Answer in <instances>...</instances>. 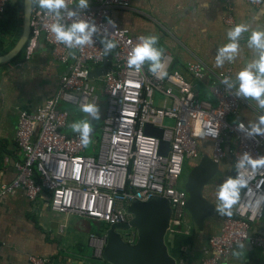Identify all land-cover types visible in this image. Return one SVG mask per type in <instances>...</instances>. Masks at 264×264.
<instances>
[{"label": "built area", "instance_id": "built-area-1", "mask_svg": "<svg viewBox=\"0 0 264 264\" xmlns=\"http://www.w3.org/2000/svg\"><path fill=\"white\" fill-rule=\"evenodd\" d=\"M13 1L0 0V17ZM138 1L145 0H93L86 9H77V16L71 19L61 10L60 22L65 25L82 19L96 26L92 43L69 48L49 30L55 17L32 0L25 58L29 60L42 41L66 73L60 77L55 95L36 113H20L16 142L21 159L14 164V180L0 186V196L21 190L33 202L46 194L55 214L103 223L105 232L112 225L133 220L129 207L134 201L161 196L171 208L167 233L187 236L189 194L180 179L187 176L189 167L202 154H208L219 164L230 159L236 174L235 162L242 153L253 158L264 156V135L249 136V125L239 119L242 97L235 94L232 65L212 74L201 62L191 61L183 73L175 67L171 53L163 52L156 72L146 66V61L140 71L129 67L128 54L142 35L121 27L114 11L128 9ZM222 1L230 7L234 0ZM244 1L254 7L262 2ZM67 3L76 8V0ZM224 23L234 26L232 13ZM106 41L114 44L108 50L113 70L92 79L89 71L105 60ZM208 77L211 79L206 83ZM225 77L232 88L222 83ZM100 97L105 98L100 137L96 149L88 154L78 132L65 133L70 114L64 106L79 111L85 103L97 107ZM148 125L162 130L161 138L146 134ZM162 142L169 144L166 154L160 152ZM261 180L264 170L258 169L248 185L251 194L241 189L234 215L225 216L219 232L210 236L201 264H231L235 248L243 245L264 254V232L258 230L264 222V202L258 209L251 206L252 200L264 194V183H258ZM133 230L120 232L130 245L138 240ZM105 232L89 236L91 258L102 259ZM28 261L53 264L39 256Z\"/></svg>", "mask_w": 264, "mask_h": 264}, {"label": "crops", "instance_id": "crops-1", "mask_svg": "<svg viewBox=\"0 0 264 264\" xmlns=\"http://www.w3.org/2000/svg\"><path fill=\"white\" fill-rule=\"evenodd\" d=\"M92 3L93 0H88V6ZM230 13L234 17V25L246 24L248 30L238 37L239 48L232 60H225L218 67L215 56L218 49L228 43L227 31L233 27L224 23ZM114 15L119 25L133 34L155 36L154 46L161 55L163 52L171 53L175 67L181 72L186 73V65L191 61L201 62L212 74L232 65L234 81L235 74L256 56L248 46V36L253 30H264V0L258 7L244 0H234L230 7L222 0H145L133 3L128 9H116ZM146 63L149 67L151 62L146 60ZM65 73L66 68L53 60L50 49L42 41L29 60H26L24 52L17 61L1 65L0 186L14 180V164L21 159L16 142L20 113H36L55 95L60 77ZM210 79L208 77L206 83ZM262 112L264 109H259L254 100L242 97L239 119L250 125ZM100 113V122L91 121V116L88 118L92 122L90 143L85 146L88 154L96 149L100 137L104 108ZM72 122L70 115L66 134L77 133L68 126ZM220 167L222 174L218 175L219 180L211 182L205 189L207 200L215 207L218 204L216 191L232 176L233 170L230 159L220 163ZM235 205L230 215L216 210V215L205 221L203 229L189 218L190 232L187 236L167 233L169 252L178 264H201L208 239L219 232L225 216L234 215ZM97 230L98 223L52 212L46 194L33 202L21 190L13 195L0 196V264H29L31 256L47 258L53 264L90 262L89 250L92 249L88 239ZM258 230L264 232V222ZM104 232L101 231L100 235ZM231 264H264V254L250 245L238 246L231 257Z\"/></svg>", "mask_w": 264, "mask_h": 264}, {"label": "clouds", "instance_id": "clouds-1", "mask_svg": "<svg viewBox=\"0 0 264 264\" xmlns=\"http://www.w3.org/2000/svg\"><path fill=\"white\" fill-rule=\"evenodd\" d=\"M37 2L40 8L47 10L55 17L49 25V30L58 42H62L69 48L92 43L91 38L96 31L94 23L82 19H72L68 25L60 22L61 10H65V15L71 19L77 16V9L88 7V0H76L75 9L68 7L67 0H37ZM247 30L248 25L236 24L227 31L228 43L221 46L215 56V64L218 67L225 60L231 61L236 55L239 48L238 37ZM137 39L138 43L130 50L127 57L129 67L140 71L141 66L147 60L151 62L149 69L153 72L158 71L161 67L159 62L161 52L154 46L156 37L140 36ZM247 43L255 51L256 56L235 74V94L254 100L259 109H264V30L251 31ZM112 47L114 44L111 41L104 42L105 52ZM222 83L228 88L233 87L228 77H225ZM81 111L93 117L97 116V109L92 103L83 104ZM68 126L73 132H78L81 145L87 146L90 143L89 133L92 131V125L89 121L82 119ZM240 127L243 129V125ZM247 134L249 136L264 135V112L255 122L250 123ZM235 168L236 174L227 178L216 191L217 211L225 215H230L232 206L240 200L241 189H246L247 193L251 194L252 189L248 187L249 182L256 176L258 169L264 170V156L253 158L244 152L235 162ZM258 183H264V180ZM262 202H264V194L252 200L251 206L258 209Z\"/></svg>", "mask_w": 264, "mask_h": 264}, {"label": "water", "instance_id": "water-1", "mask_svg": "<svg viewBox=\"0 0 264 264\" xmlns=\"http://www.w3.org/2000/svg\"><path fill=\"white\" fill-rule=\"evenodd\" d=\"M32 0H22V27L20 38L14 48L0 56V65L8 64L17 58L28 44L31 28L29 27ZM111 53L106 52L104 62L89 71L88 76L97 79L112 71ZM146 134L161 138L162 130L148 125ZM91 133V132H90ZM89 133V136H90ZM169 144L162 142L160 152L166 154ZM222 174L220 164L208 154H202L191 165L184 187L189 194L186 210L189 218L199 229L205 221L216 215L217 208L205 196V189L216 175ZM234 171L231 175L234 176ZM133 220L128 224L112 225L105 232L106 245L102 260L107 264H178L169 252L166 236L171 217L169 201L161 196H154L147 201H134L129 207ZM135 229L138 240L134 245L127 243L121 230Z\"/></svg>", "mask_w": 264, "mask_h": 264}, {"label": "trees", "instance_id": "trees-1", "mask_svg": "<svg viewBox=\"0 0 264 264\" xmlns=\"http://www.w3.org/2000/svg\"><path fill=\"white\" fill-rule=\"evenodd\" d=\"M22 27V0H16L8 5L7 10L0 17V56L6 55L16 45L20 38ZM26 49V47H25ZM25 49L20 55L12 60L10 63L17 61L20 56L24 55ZM147 66V63H146ZM1 67V65H0ZM190 169V167H189ZM106 225L98 223V230L96 234H100L101 231L106 229ZM90 262L96 264H107L102 259L88 258Z\"/></svg>", "mask_w": 264, "mask_h": 264}, {"label": "rangeland", "instance_id": "rangeland-1", "mask_svg": "<svg viewBox=\"0 0 264 264\" xmlns=\"http://www.w3.org/2000/svg\"><path fill=\"white\" fill-rule=\"evenodd\" d=\"M103 108L105 110V98L104 97H102V98L100 97V102H99V104L96 107V109H97V116L96 117H93V116L89 115L88 113H84L82 111H79L76 108L64 106V109H66V111L69 112V114L71 115V119L74 122H78V121L84 119V120L89 121L90 124H92L91 121H94V122H100L101 121V113L100 112H103ZM89 116L92 117L91 121H90V119H88ZM185 177L186 176H184L183 178L180 179V183L186 182V180H185L186 178ZM217 180H219V176L218 175H216L211 182L217 181ZM89 256L92 257L91 250H89Z\"/></svg>", "mask_w": 264, "mask_h": 264}, {"label": "flooded vegetation", "instance_id": "flooded-vegetation-1", "mask_svg": "<svg viewBox=\"0 0 264 264\" xmlns=\"http://www.w3.org/2000/svg\"><path fill=\"white\" fill-rule=\"evenodd\" d=\"M135 231H136V230H133V231H132V233H133V234H136V232H135Z\"/></svg>", "mask_w": 264, "mask_h": 264}]
</instances>
